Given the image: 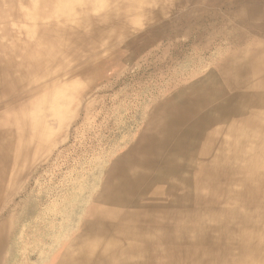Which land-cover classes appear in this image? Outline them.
<instances>
[{"label":"bare ground","instance_id":"bare-ground-1","mask_svg":"<svg viewBox=\"0 0 264 264\" xmlns=\"http://www.w3.org/2000/svg\"><path fill=\"white\" fill-rule=\"evenodd\" d=\"M180 28L223 57L152 108L40 264H264V0H0V264L32 236L19 189L83 86Z\"/></svg>","mask_w":264,"mask_h":264},{"label":"rangeland","instance_id":"rangeland-1","mask_svg":"<svg viewBox=\"0 0 264 264\" xmlns=\"http://www.w3.org/2000/svg\"><path fill=\"white\" fill-rule=\"evenodd\" d=\"M180 10L172 6L159 21L175 19ZM198 35H187L180 28L179 34L173 32L108 71L97 84L83 86L78 109L55 132L53 145L43 151L33 170L26 171L19 193L23 190L29 196L21 199L23 218L13 223V229L32 236L13 244L4 264H40L48 259L57 241L76 227L113 164L136 142L152 108L180 84L202 77L213 68V61L223 57L213 39L207 49L197 46ZM58 119L49 120L57 125Z\"/></svg>","mask_w":264,"mask_h":264}]
</instances>
